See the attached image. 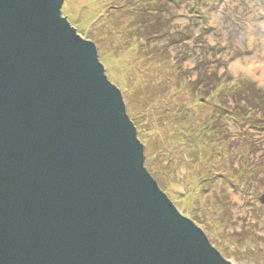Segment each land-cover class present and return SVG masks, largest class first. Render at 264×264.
Masks as SVG:
<instances>
[{"label": "water", "instance_id": "water-1", "mask_svg": "<svg viewBox=\"0 0 264 264\" xmlns=\"http://www.w3.org/2000/svg\"><path fill=\"white\" fill-rule=\"evenodd\" d=\"M64 1L0 0V264H231L144 168Z\"/></svg>", "mask_w": 264, "mask_h": 264}, {"label": "rangeland", "instance_id": "rangeland-1", "mask_svg": "<svg viewBox=\"0 0 264 264\" xmlns=\"http://www.w3.org/2000/svg\"><path fill=\"white\" fill-rule=\"evenodd\" d=\"M171 1L65 0L62 17L95 44L160 190L226 261L264 264V0Z\"/></svg>", "mask_w": 264, "mask_h": 264}, {"label": "bare ground", "instance_id": "bare-ground-1", "mask_svg": "<svg viewBox=\"0 0 264 264\" xmlns=\"http://www.w3.org/2000/svg\"><path fill=\"white\" fill-rule=\"evenodd\" d=\"M74 0H69V4H73ZM261 70V73H262V77L264 79V67H255V66H251L250 70L252 71V73H256V71ZM262 83L264 84V80H262Z\"/></svg>", "mask_w": 264, "mask_h": 264}, {"label": "trees", "instance_id": "trees-1", "mask_svg": "<svg viewBox=\"0 0 264 264\" xmlns=\"http://www.w3.org/2000/svg\"><path fill=\"white\" fill-rule=\"evenodd\" d=\"M171 2H173V3H177V0H172ZM160 12H161V11H160ZM157 36H158V35H157ZM198 80H199V81L201 80V83H202V82H207V81H206V77H205V75H203V77L199 78ZM236 86H241V84H238V85L236 84ZM226 90H227V89H226ZM222 94L224 95L223 92H222ZM222 111H223V113H226V110H225V109H222ZM229 113H230V112H229ZM218 116H219V118H220L221 113H219Z\"/></svg>", "mask_w": 264, "mask_h": 264}]
</instances>
